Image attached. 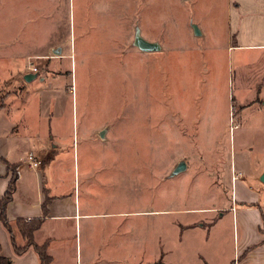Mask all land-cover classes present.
Segmentation results:
<instances>
[{
    "label": "rangeland",
    "instance_id": "374dc122",
    "mask_svg": "<svg viewBox=\"0 0 264 264\" xmlns=\"http://www.w3.org/2000/svg\"><path fill=\"white\" fill-rule=\"evenodd\" d=\"M45 1L51 19L37 17L39 0L20 1L31 4L34 20L30 28L23 11L15 19L16 45L36 47L46 27L60 50L40 57L26 50L19 72L31 61L43 78H20L11 88L5 85L14 62H0L8 80L0 104L18 92L9 102L18 126L64 138L57 173L69 188L75 181L80 210L96 212L67 238L62 264H195L199 250L216 244L226 263L235 245L232 216L185 208L228 204L239 146L259 159L264 153V69L258 54L235 48L236 0ZM137 29L161 48L141 50ZM180 158L186 169L168 176ZM198 215L214 225L208 231L200 224L179 249V221Z\"/></svg>",
    "mask_w": 264,
    "mask_h": 264
},
{
    "label": "crops",
    "instance_id": "0c3cea01",
    "mask_svg": "<svg viewBox=\"0 0 264 264\" xmlns=\"http://www.w3.org/2000/svg\"><path fill=\"white\" fill-rule=\"evenodd\" d=\"M20 1L0 0V62H14L8 70L9 76L7 78L11 81L0 77V86H2L3 81L7 80L8 85L5 86L8 88L15 86V84L17 86V83L24 79L25 73L19 72V70L25 65L26 50L32 51L31 53L39 57L47 55L50 51L54 52L55 49L60 50L59 46L54 47L53 45V31L46 27L44 35L40 41L36 42V47L28 48L25 51L18 48L16 44L21 41V33L19 32L20 28L15 31V19L16 21L20 20L22 17L19 15L23 11V13L26 12L27 16L26 25H29L30 28L34 20L30 12L32 10L31 4H19ZM39 1L38 5L33 6L38 10L37 17H50L51 19V6L46 11V1ZM9 4L12 6H8ZM17 4L19 7L16 9L15 5ZM235 7L238 15V31H233V33H237L235 38L237 46L235 48L258 54L257 59L259 61L257 63L263 64V67L259 68L263 70L264 0H236ZM27 11L30 13L27 14ZM5 17L7 19H4ZM81 19L80 25L82 24L81 28L84 30L82 32H86L84 29L86 27H83L84 17ZM49 27L51 28V26ZM33 30L29 31L32 33ZM4 35L5 37L2 38L1 36ZM48 35L52 36L49 38ZM47 61H53V59ZM27 70L31 71L30 69ZM20 78L21 80H19ZM36 78L41 79L43 76H40L38 72L33 79ZM259 78L264 81V76L260 75ZM255 84L259 85L258 82ZM39 89L38 87L36 91L37 97L41 98ZM262 90L264 92V87ZM17 96L18 92L11 91L4 96V102L0 104V155L4 156L11 164L17 163L18 168L15 190L12 199L7 204L6 214L11 222H14L19 216L25 218L43 217L41 224L34 231V240L40 244L48 242L47 252L52 257L48 264H62L63 259L60 257V252L62 249H68L67 238L71 236L73 231L77 230V225L84 216L96 214V212L80 210L81 198L77 193L78 188H76L75 181H73L76 169L72 179L73 188L66 186L69 178H66L65 174L61 176L57 173L58 170L55 166L59 160L63 159V156H59L58 159L56 157L64 145V138L55 132L49 135L48 129H39V126H34L35 130H29L30 127H25V125L19 127L17 116H11V106ZM10 101H12L11 105L9 104ZM239 147V154L235 155L230 170L233 192L231 197L228 196V204L217 201L212 207L185 208L187 212H195L202 208V210H206L203 212L213 211L217 214L220 211L221 215L232 216L231 223L235 242L233 255L225 263L223 258L218 257L219 251H217L218 245L216 244V246H212L211 250H199L195 264H264V182L260 180L264 173V153L259 159L255 157L256 151L252 147L243 144ZM30 152L41 159L38 168L30 167L26 162ZM234 170L242 172L244 175L233 180ZM0 172L1 196L8 186L10 176V171L3 161H0ZM225 173L227 172L223 171V176ZM221 176L219 183L225 189L226 183ZM169 209L159 208L155 210L165 212ZM176 210L179 211V208ZM214 222V219L208 216L202 218L199 215L190 220L179 221L178 243L184 239L187 233L191 232L193 235V231H200V224L205 227L208 226V231H210ZM208 231H205L204 237L209 238ZM16 240L23 242L20 235H17ZM180 245L181 243L178 244L179 249L181 248ZM0 253L10 256L14 264H41V258L33 246L21 253L15 252L11 242V234L2 220H0ZM78 254L81 256V253ZM78 254L75 257L78 258Z\"/></svg>",
    "mask_w": 264,
    "mask_h": 264
},
{
    "label": "trees",
    "instance_id": "16d2710c",
    "mask_svg": "<svg viewBox=\"0 0 264 264\" xmlns=\"http://www.w3.org/2000/svg\"><path fill=\"white\" fill-rule=\"evenodd\" d=\"M0 161L5 162L6 167L10 171L8 186L4 193L0 196V220L3 221V224L11 234V242L16 253H21L28 247L33 246L37 250L39 257L41 258V264H48V262L52 258L47 252L48 242H43L40 244L36 243L34 240V231L41 224L43 217L38 216L25 218L19 216L14 222H11L7 217L6 207L8 202L12 199V194L15 190V181L18 176V168L17 163H9L7 159L2 155H0ZM17 235H20L22 237L23 242L16 240ZM0 264H14V261L10 256L0 253Z\"/></svg>",
    "mask_w": 264,
    "mask_h": 264
},
{
    "label": "water",
    "instance_id": "95a60500",
    "mask_svg": "<svg viewBox=\"0 0 264 264\" xmlns=\"http://www.w3.org/2000/svg\"><path fill=\"white\" fill-rule=\"evenodd\" d=\"M192 26H194L195 33L199 34L200 29H199L198 25L193 23ZM134 43L143 51L158 50L161 48V45L159 42L149 40L146 37L144 38L141 35L139 29H137V32L135 33ZM37 74L38 73L35 71H26V73L24 74V78L27 80H31V79L35 78L37 76ZM100 135L103 136L102 130L100 131ZM186 167H187V162L185 161L184 158H180V160H178L177 163L172 167V169L168 173V176H173L177 173H180V171L186 169ZM260 180L264 182V173L261 175Z\"/></svg>",
    "mask_w": 264,
    "mask_h": 264
},
{
    "label": "built area",
    "instance_id": "2783aa9c",
    "mask_svg": "<svg viewBox=\"0 0 264 264\" xmlns=\"http://www.w3.org/2000/svg\"><path fill=\"white\" fill-rule=\"evenodd\" d=\"M28 67L31 71H35L37 73L39 72V67L37 65L33 64V62H31V61L28 65ZM26 162L28 163V165L30 167L38 168V166L41 164V159L37 158L34 155V153L30 152L27 159H26ZM242 176H243L242 172L235 171L232 179L235 180V179L241 178Z\"/></svg>",
    "mask_w": 264,
    "mask_h": 264
}]
</instances>
